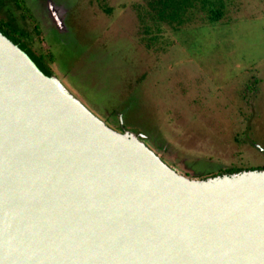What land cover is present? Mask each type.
<instances>
[{"label":"water","instance_id":"water-1","mask_svg":"<svg viewBox=\"0 0 264 264\" xmlns=\"http://www.w3.org/2000/svg\"><path fill=\"white\" fill-rule=\"evenodd\" d=\"M0 264H264V172L180 175L0 34Z\"/></svg>","mask_w":264,"mask_h":264},{"label":"rangeland","instance_id":"rangeland-1","mask_svg":"<svg viewBox=\"0 0 264 264\" xmlns=\"http://www.w3.org/2000/svg\"><path fill=\"white\" fill-rule=\"evenodd\" d=\"M144 1L21 3L30 40L40 42L36 51L41 46L51 68L60 70L53 77L106 127L135 137L189 179L226 166H264V0H226L214 34L202 29L186 48L183 37L177 41L164 31L153 51L133 8ZM46 3L63 31L53 26ZM229 20L235 26L222 31L219 23ZM130 86L136 99L126 112ZM118 108L120 130L109 116Z\"/></svg>","mask_w":264,"mask_h":264},{"label":"trees","instance_id":"trees-1","mask_svg":"<svg viewBox=\"0 0 264 264\" xmlns=\"http://www.w3.org/2000/svg\"><path fill=\"white\" fill-rule=\"evenodd\" d=\"M225 1L226 0H145L144 3H136L133 8L136 12V17L142 24V33L146 36L144 40L146 49L153 51V42L156 39L162 42L161 33L165 32H167L177 41L179 40L178 38L183 37L182 45L186 48H189V41H192L195 37H197V33L202 29L205 31V33H207V35L211 36L214 34L213 27L218 25V21L223 17L225 11L224 8L226 7L223 5ZM0 14V34L10 43L16 46L22 53H24L41 74L46 77H50L53 76L55 72L60 71L56 67H54L55 69L51 68L50 65H53L54 63H49V60H47L45 56L42 55L41 52H43L44 49L41 46L37 47L39 51H36L35 46H39L40 42L38 43L37 41L30 40V33L27 32L25 27L26 25L23 22L25 14L23 13V5L21 0H0ZM231 21L232 20H229L226 23H219L223 29L222 31H224L226 28L230 30L235 26V22ZM143 22L146 23V26ZM33 33L38 34L39 31ZM52 70H54V72H52ZM158 73L161 72H157V74ZM66 76H68L69 79L71 78L70 75ZM161 80H164L166 83L165 78ZM252 85H254V81ZM251 89L253 90V87H251ZM130 90L133 91V95H128L130 92H127V94L124 93L123 96V100L127 101V104L123 106V109L126 112H129V106L132 107V105L135 104L133 100L136 99L134 97V86H130ZM139 100L141 101V97L139 98L137 95V103ZM250 102L251 101H249V107ZM121 109L122 108H118L109 114L110 118L115 123L113 126L118 130H120L118 126L119 124L123 126L122 117L120 118L121 122L117 119L119 117L117 114H121ZM103 119L104 121L105 119L108 121V115ZM244 120L246 121V118ZM244 120H242L240 123H244ZM234 140L240 142V140H237L236 138ZM262 156L264 157V155ZM247 165V163H244V165L240 164L239 167L233 166L228 168L226 166L221 169L219 168L215 172H211L206 176H197L198 178H196V180L205 181L222 176L236 175L247 171L264 172V166L247 167ZM212 168L213 167L210 169ZM194 177L195 176H193V178Z\"/></svg>","mask_w":264,"mask_h":264},{"label":"flooded vegetation","instance_id":"flooded-vegetation-1","mask_svg":"<svg viewBox=\"0 0 264 264\" xmlns=\"http://www.w3.org/2000/svg\"><path fill=\"white\" fill-rule=\"evenodd\" d=\"M46 9L47 10H50V18L53 20V23H54V25L53 26H55V29L57 30V31H63L64 29H63V27H62V30H59V29H57V27H56V25L58 24V22L59 21H57L56 19H55V9L53 8V9H51V7L49 6V4L48 3H46ZM63 18V17H62ZM63 23H60V25H62Z\"/></svg>","mask_w":264,"mask_h":264}]
</instances>
